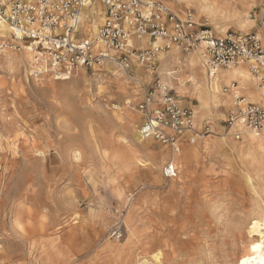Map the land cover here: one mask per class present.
<instances>
[{
    "label": "rangeland",
    "instance_id": "374dc122",
    "mask_svg": "<svg viewBox=\"0 0 264 264\" xmlns=\"http://www.w3.org/2000/svg\"><path fill=\"white\" fill-rule=\"evenodd\" d=\"M144 1L216 36H256L264 49V0H227L215 13L202 10V0ZM1 42L0 264H134L136 258L155 264L154 252L161 264H237L241 252L255 249L245 234L264 210V135L262 147L228 135L232 89L219 94L216 107L195 53L171 48L158 54L153 71L103 68L63 82L31 81L18 43ZM173 49L177 63L163 67L160 55L168 58ZM156 81L192 110L197 132L209 131L173 155V179L162 176L172 161L168 151L133 138L142 122L136 106Z\"/></svg>",
    "mask_w": 264,
    "mask_h": 264
},
{
    "label": "built area",
    "instance_id": "2783aa9c",
    "mask_svg": "<svg viewBox=\"0 0 264 264\" xmlns=\"http://www.w3.org/2000/svg\"><path fill=\"white\" fill-rule=\"evenodd\" d=\"M102 10V24L92 38L82 30V11L91 2ZM0 22L9 26L25 44L31 56L27 78L63 81L84 72L103 68L129 74L132 69L153 71L158 54L171 48L190 54L200 51L202 64L211 76L218 69L246 65L264 89V49L260 40L249 34L216 36L189 17L179 18L161 4L144 0H0ZM15 30V31H13ZM144 40V47H140ZM4 43H0V50ZM15 48L20 51L18 44ZM236 82L224 86L231 94L226 118L228 135L239 140L243 134H264V92L258 102L248 101L234 92ZM230 89H232L230 91ZM142 122L137 127L143 141H153L178 154L184 144L193 145L209 133L206 126L197 132L192 110L181 107L168 84L156 81L154 89L144 90L136 106ZM165 179L176 176V167L168 161L162 169ZM118 214V212H116ZM121 217V215H119ZM121 222L112 236L121 237Z\"/></svg>",
    "mask_w": 264,
    "mask_h": 264
},
{
    "label": "bare ground",
    "instance_id": "6f19581e",
    "mask_svg": "<svg viewBox=\"0 0 264 264\" xmlns=\"http://www.w3.org/2000/svg\"><path fill=\"white\" fill-rule=\"evenodd\" d=\"M88 6L89 7H87L85 10L82 11V15H81V17H82V30H81V32H82V34L85 33L87 35V37L84 35L86 38H92L97 33L99 25L102 24L103 17H102L101 7L96 3V1L91 2ZM200 6H201L202 10L205 9V10H209V11H212V10L215 11L218 7L229 6V3L227 0H202V5H200ZM218 11H220V10H218ZM213 13H215V12H213ZM83 26H84V28H83ZM219 34L223 35V31H219ZM18 37H19L18 35H16L15 37L13 36V32L9 28V26L0 22V40H2V41L5 39L10 40L11 42H15L16 44L18 43L21 46L23 43H21L18 40ZM263 40H264V37H263ZM142 43L144 44L143 40H142ZM140 46H141V43H140ZM21 50H22L21 55L23 58H25V67L28 70V68L30 67V61H31L30 53L28 52L25 45L24 46L22 45ZM177 51L178 50L173 49L170 52V55L168 56V58H163V56L160 55L159 61H161L163 63L162 64L163 67L170 61L171 62L178 61V58H176L177 57L176 55L178 53ZM194 53H195L196 57H198L199 60H201L200 51H195ZM201 62H200V64H201ZM9 63H11V62H9ZM194 63H195V61H194ZM199 69H200V67H199ZM80 72H84V71L81 70ZM80 72H78V73H80ZM146 72L151 74L150 70H146ZM170 74L171 73L166 74V75L170 76ZM171 76H172V74H171ZM69 79H67V80H69ZM67 80H63V81H67ZM234 80L239 81V84L242 87V89L244 88V90H246V92H247L246 93L247 94L246 99L248 101L258 102L261 100L262 93L264 92V89H261V90L257 89V86H256L257 79L254 78L250 74L249 71H246V69L244 67L239 66V67H233V68H229V69H218L211 76H209V75L207 76L206 83H204L205 81L202 83L205 85V87H207V89L209 91V94H208L209 99L212 103H214V105L216 104V107H217V104L220 103L219 101L221 100V99H219V97L222 93L221 84L223 83L226 86H229V88H231V83ZM63 81H61V82H63ZM183 85L184 84H181V86H183ZM194 87H196L197 89L201 88V86H198L197 83L194 84ZM205 87H204V90H206ZM252 87H254L255 91L254 90L251 91ZM222 94H224V93H222ZM225 98H228V97L225 96ZM227 103H228L227 100H225V104H227ZM125 104L128 105L129 102L126 101ZM229 105H231V102L229 103ZM110 108H112V105L110 106ZM116 118H117V120H120V117L117 116ZM133 120H134V118H132V117L128 118V121L130 124H133ZM242 136H244L245 140L247 139V141L252 145H256L257 147L263 146L262 135H260V134L259 135H253V134L245 133ZM133 138H134L135 143L138 145H142L145 142L138 136L137 131L135 132V134H133ZM256 146H255V148H256ZM172 158H173V155L171 157V160H172L171 163L174 162ZM245 239H247L246 244L248 246L254 245L255 249L252 251L241 252L237 264H264V210L262 213H259L258 216L253 217L250 220L248 228H247V233L245 234ZM160 258H161L160 254L158 252H154L151 254V260L155 264H161L162 261L160 260ZM149 261H148V259H145V258H139V259L136 258V260L134 261V264H151V263H149Z\"/></svg>",
    "mask_w": 264,
    "mask_h": 264
},
{
    "label": "snow or ice",
    "instance_id": "6c2138e0",
    "mask_svg": "<svg viewBox=\"0 0 264 264\" xmlns=\"http://www.w3.org/2000/svg\"><path fill=\"white\" fill-rule=\"evenodd\" d=\"M13 31H15V30H13ZM17 35H19V33H17Z\"/></svg>",
    "mask_w": 264,
    "mask_h": 264
}]
</instances>
